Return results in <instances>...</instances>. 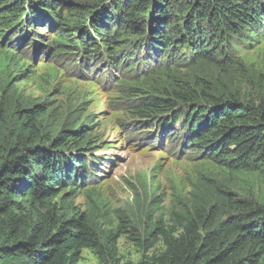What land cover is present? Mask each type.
<instances>
[{
  "label": "rangeland",
  "instance_id": "1",
  "mask_svg": "<svg viewBox=\"0 0 264 264\" xmlns=\"http://www.w3.org/2000/svg\"><path fill=\"white\" fill-rule=\"evenodd\" d=\"M68 3L57 13L74 43L61 42L57 35L62 30L52 15L39 10L32 18L28 4L16 22L17 13L0 12V147L13 143L19 120L38 106L46 111L36 117L41 135L54 140L81 131L86 137L78 149H85L86 172L75 167L77 186L67 184L56 198L33 208L86 221L100 248L84 249L78 264H136L165 251L161 237L154 238L157 228L177 236L190 220L202 228L216 213L214 229L236 216L240 206L264 207V168L230 170L204 159L199 144L191 145L192 130L184 116L168 125L169 114L141 118L131 109V99L139 102L140 96L169 100L187 114L207 107L210 97L243 105L264 102V26L246 31L245 38L229 36L214 43L218 52L212 53L213 60L195 59L187 46L179 48L183 57L179 53L170 62L150 42L163 21L153 5L143 20L144 34L127 33L112 46L116 58L101 42L85 47L75 34L87 30L93 37L91 20L107 11L114 14L112 0ZM193 3L173 4L168 16L176 23L171 29L182 30ZM202 24L203 34L218 41ZM189 92L195 96L191 107L177 97ZM59 152L67 157L68 169L70 157H80L77 150Z\"/></svg>",
  "mask_w": 264,
  "mask_h": 264
},
{
  "label": "trees",
  "instance_id": "2",
  "mask_svg": "<svg viewBox=\"0 0 264 264\" xmlns=\"http://www.w3.org/2000/svg\"><path fill=\"white\" fill-rule=\"evenodd\" d=\"M68 1L26 0L13 5L0 0V12L6 16L11 14V17L17 13L13 16L16 22L28 4L32 18L37 17L39 10L41 15H52L58 19L57 26L62 30L57 35L61 42L74 43V34H66L62 28L65 26L62 15L57 13L65 5L69 6ZM179 1L112 0L116 14L107 11L101 17H94L90 23L93 37L87 30L81 32L78 29L75 34L85 47L91 42H101L110 50L126 38L127 33L142 36L146 30L143 20L149 14V8L155 5L157 16L163 21L151 34L150 42L159 51L162 49L172 62L179 53L183 57L179 48L187 46L191 47L195 59L213 60L211 55L218 52L219 40L229 36L245 38L246 31L257 32L264 26V7L260 0H192L191 17L182 30L171 29L170 25L176 21L168 15L172 13L173 4ZM202 23L217 35L218 41L203 34ZM129 24H132L130 29ZM211 46H214L213 51H210ZM182 59L189 62L185 57ZM124 61L121 60L119 65ZM131 69L133 65L128 68ZM191 95L189 92L177 97L191 107L195 97ZM138 98L139 102L131 99V109L141 118L169 114L167 123L170 125L184 116L192 130L189 134L191 145L199 144L196 147L202 158L230 170L264 168V102L243 105L210 97L207 107L197 106L187 114L183 109L176 110L169 100ZM30 112L17 123L13 143L7 148L0 147V264H78L84 249L95 251L100 248L96 234L86 221L64 220L50 211L42 213L33 208L56 198L65 185L77 186L75 167L86 172L87 159L81 154L85 149L78 150L86 137L81 131L54 140L45 137L40 134L36 117L46 111L38 106ZM49 142L51 146L47 147ZM60 150L78 151L80 157H70L72 168H67L68 159ZM240 209L236 216L214 229L216 213L208 216L202 228L196 220H190L177 236L157 228L154 238L161 237L165 251L136 264H264V207L244 205Z\"/></svg>",
  "mask_w": 264,
  "mask_h": 264
}]
</instances>
